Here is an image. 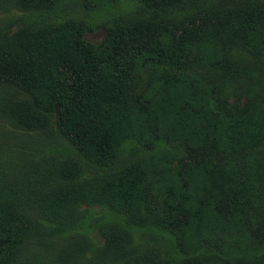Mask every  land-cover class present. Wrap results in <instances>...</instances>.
Wrapping results in <instances>:
<instances>
[{"label": "trees", "instance_id": "1", "mask_svg": "<svg viewBox=\"0 0 264 264\" xmlns=\"http://www.w3.org/2000/svg\"><path fill=\"white\" fill-rule=\"evenodd\" d=\"M121 1L0 0L17 11L0 18V162L40 176L0 215V264L33 224L78 232L63 205L106 214L94 264H264V0L89 16Z\"/></svg>", "mask_w": 264, "mask_h": 264}, {"label": "rangeland", "instance_id": "2", "mask_svg": "<svg viewBox=\"0 0 264 264\" xmlns=\"http://www.w3.org/2000/svg\"><path fill=\"white\" fill-rule=\"evenodd\" d=\"M8 9V12L6 9L0 11V18L17 13L15 9ZM137 9L131 0H122L115 6L98 10L96 12L99 13L94 12L89 16L96 17L98 18L96 21L102 20L103 22L113 18V20H119L136 14ZM105 32L104 26H97L95 30L86 32L85 37L91 42L99 43L104 38ZM260 92L264 96V88L261 87ZM13 167L14 163L11 160L0 162V215L7 207H17L21 201H24L31 194L30 187L40 177L28 169L17 171ZM94 186L95 183L85 185L87 188ZM63 207L62 211L59 208L57 212H52L51 216L60 214V218H64L63 221L73 220L71 224L81 226L78 232L54 243L50 230L33 224L1 264H48V261L57 258L60 262L63 259L66 264H94L92 261L97 260L96 256L105 255L104 251L108 244L106 235L110 227L106 222L108 219L104 218L106 214L103 210L99 207H92L85 212L82 218L76 220L70 219L72 212L66 205ZM166 251H172L171 244L167 245ZM164 259H169V257H164ZM233 261L234 259L231 258L227 260L230 264H233Z\"/></svg>", "mask_w": 264, "mask_h": 264}]
</instances>
